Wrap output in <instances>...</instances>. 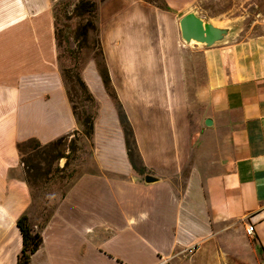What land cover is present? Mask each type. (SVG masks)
<instances>
[{"label": "crops", "instance_id": "obj_1", "mask_svg": "<svg viewBox=\"0 0 264 264\" xmlns=\"http://www.w3.org/2000/svg\"><path fill=\"white\" fill-rule=\"evenodd\" d=\"M55 1L0 0V264H18L24 215L43 238L30 264H264V33L247 37L264 32V0L100 3L111 96L134 102L138 169L95 61L81 72L97 106L90 138L74 114ZM188 13L230 38L184 48ZM61 138L92 151L65 188L68 158L28 144Z\"/></svg>", "mask_w": 264, "mask_h": 264}, {"label": "rangeland", "instance_id": "obj_2", "mask_svg": "<svg viewBox=\"0 0 264 264\" xmlns=\"http://www.w3.org/2000/svg\"><path fill=\"white\" fill-rule=\"evenodd\" d=\"M97 1L98 7L100 3L104 2L105 0H95ZM145 2L152 3L153 5L157 4L162 6L163 1L162 0H144ZM77 0H57L53 2L52 5V13L55 16V26H56V32H58L60 36V43L61 46L60 52H59V65L61 66L63 70V76L64 80L66 81L68 90H70L72 99L74 103L77 106V111L80 115H82L83 112L93 115L96 111V104L91 102H86V94H83V91L81 87L78 85V83L74 79V73L78 72L81 74L82 69L89 63L90 61H95L98 68L101 70L102 68H105V58L101 47V42L99 39L98 29H97V16H98V10L96 12L95 17L92 19L95 26L96 31H90L88 34V39H82L78 40L76 37V31L80 24H83V22L87 19L85 18H79L74 14L75 6L77 5ZM97 7V8H98ZM248 32H244V35H246ZM261 33L264 32H251L250 36H247L249 38L257 37L260 35H263ZM182 46L184 48H189L190 44H187L182 39ZM76 67V71H75ZM111 99H110V97ZM109 103L112 104V107L117 106L118 110L121 107L122 111L125 112L130 124L134 127L135 123L138 124L135 120L134 112L135 107L133 105L134 102L129 100H123L120 101L124 107L121 106V103L118 101L116 96H111L109 94ZM115 102V104H114ZM108 103V104H109ZM147 105V108L152 107V102L147 101L145 102ZM110 105V104H109ZM125 111H124V110ZM69 140H67L66 144L61 148L60 154H64L65 157L68 158V165L67 168L60 174H57L56 181L59 182L62 188L69 187V184L73 181V173H71V165L72 163L81 157H90L92 151L89 148V144L87 143L85 149H76L77 147L74 146V151L70 150L68 148ZM67 154V155H66ZM34 156L32 151L30 149L25 148V155L24 158L27 160V158ZM33 160V157H32ZM34 160H36L34 158ZM54 164V162H53ZM61 172V171H60ZM32 174H35V172H32ZM64 183V185H63ZM32 184L34 187L36 185H39V179L38 175L36 179H32ZM39 258L36 259V261ZM36 261L34 263H36Z\"/></svg>", "mask_w": 264, "mask_h": 264}, {"label": "trees", "instance_id": "obj_3", "mask_svg": "<svg viewBox=\"0 0 264 264\" xmlns=\"http://www.w3.org/2000/svg\"><path fill=\"white\" fill-rule=\"evenodd\" d=\"M77 1L78 3L75 6L74 14H76V16L79 18L87 17V19L83 22V24H80L79 27L77 28L76 37L78 38V40L88 39L89 32L96 31V26L92 19L96 15V12L98 10L97 7L99 3H97V1L95 0H77ZM155 2L157 4V1ZM56 39H57V44L60 47L61 43H60V36L58 32H56ZM75 71H76V67H75ZM100 71H101L105 86L109 94L112 95V92L110 91L111 83H110L109 74L105 68H102ZM73 73H74L73 77L75 81L78 83V85L81 87L83 94H86V102L95 103L92 96L88 93L87 86L85 82L82 80L81 74L78 72H73ZM68 93H69V98L71 102L73 103L74 114L79 118V121L83 125L84 134L90 138L94 133L95 117L85 112H83L82 115H80L77 111V106L72 99L70 90L68 91ZM119 116H120V121H121L124 134H125V138H126L129 158L134 168L138 169L137 164H136V157H138V155H137V146H136V141L134 137V132L128 120L127 115L125 114V112L122 111L121 107L119 108ZM67 140L68 138H61L54 143L43 146L37 140L33 139V140H30L28 143V144H31L32 146L31 145H28V146L33 147V149H36L37 156L40 157V159H48L49 161L50 159L55 160V159H61L65 157L64 154H60L59 151H61V148L66 144ZM74 143H75V140L73 139L68 144V148L72 151H74ZM25 146H27V143L19 145V150L21 151V153L25 152ZM25 162H26V166L32 170H36L37 167H39L38 164L27 162V160H25ZM66 165H68V161ZM49 172H50V169L47 171V173ZM17 226L22 235V251L18 258V264H30L33 255H35V253L40 249L43 243V238L41 234L33 228V226L31 225L29 221L28 216L26 215L22 216L18 220Z\"/></svg>", "mask_w": 264, "mask_h": 264}, {"label": "water", "instance_id": "obj_4", "mask_svg": "<svg viewBox=\"0 0 264 264\" xmlns=\"http://www.w3.org/2000/svg\"><path fill=\"white\" fill-rule=\"evenodd\" d=\"M180 29L183 40L187 44L196 42L199 45L214 46L228 40L232 28L217 27L214 24L203 20L195 13H188L180 20ZM208 125L211 122H207ZM159 179L152 176L146 177L147 184L158 182Z\"/></svg>", "mask_w": 264, "mask_h": 264}, {"label": "built area", "instance_id": "obj_5", "mask_svg": "<svg viewBox=\"0 0 264 264\" xmlns=\"http://www.w3.org/2000/svg\"><path fill=\"white\" fill-rule=\"evenodd\" d=\"M255 231V227L253 224H249L246 228V232L249 236H252Z\"/></svg>", "mask_w": 264, "mask_h": 264}, {"label": "bare ground", "instance_id": "obj_6", "mask_svg": "<svg viewBox=\"0 0 264 264\" xmlns=\"http://www.w3.org/2000/svg\"><path fill=\"white\" fill-rule=\"evenodd\" d=\"M191 44H193V45H199L198 43H196V42H192Z\"/></svg>", "mask_w": 264, "mask_h": 264}]
</instances>
